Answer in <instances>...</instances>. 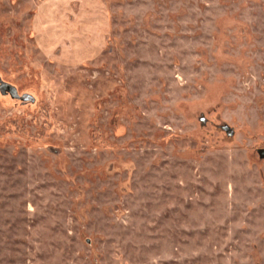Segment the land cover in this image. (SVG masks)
Wrapping results in <instances>:
<instances>
[{
	"label": "rangeland",
	"instance_id": "obj_1",
	"mask_svg": "<svg viewBox=\"0 0 264 264\" xmlns=\"http://www.w3.org/2000/svg\"><path fill=\"white\" fill-rule=\"evenodd\" d=\"M0 264H264V0H0Z\"/></svg>",
	"mask_w": 264,
	"mask_h": 264
}]
</instances>
